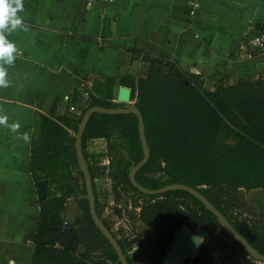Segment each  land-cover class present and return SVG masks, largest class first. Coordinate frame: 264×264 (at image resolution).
<instances>
[{
	"label": "trees",
	"instance_id": "obj_1",
	"mask_svg": "<svg viewBox=\"0 0 264 264\" xmlns=\"http://www.w3.org/2000/svg\"><path fill=\"white\" fill-rule=\"evenodd\" d=\"M130 90V101L139 111L148 148L146 163L134 181L154 190L181 184L203 196L257 253L264 256V220L249 217L241 191L264 190V77L226 85L216 80L211 90L200 75L181 70L164 59L147 63L144 73L94 81L83 91L87 104L76 117L33 115L27 168L31 182H47L46 199L37 202L30 264H119L110 245L92 224L81 173L73 150L74 135L83 113L90 107L118 108L113 89ZM102 140L107 166L91 165L86 144ZM87 163L94 210L102 206L95 197L93 180L106 176L115 202L128 193L137 209L130 218L144 229L138 240H116L127 264H161L181 226L201 239L199 264H264L249 258L191 195L169 191L156 196L139 195L127 180L130 165L140 161L136 118L93 113L80 139ZM127 153L125 161L120 153ZM100 158V157H99ZM73 200L78 213L65 218ZM260 200L256 201L259 204ZM119 214L118 210H115ZM136 243L133 258L124 247Z\"/></svg>",
	"mask_w": 264,
	"mask_h": 264
},
{
	"label": "crops",
	"instance_id": "obj_2",
	"mask_svg": "<svg viewBox=\"0 0 264 264\" xmlns=\"http://www.w3.org/2000/svg\"><path fill=\"white\" fill-rule=\"evenodd\" d=\"M17 15L26 30L6 33L19 53L0 88V115L20 124L0 126V264H30L38 206L22 136L35 113L66 116L87 104L94 81L136 76L160 59L208 90L264 77V55L248 45L264 25V0H23Z\"/></svg>",
	"mask_w": 264,
	"mask_h": 264
},
{
	"label": "water",
	"instance_id": "obj_3",
	"mask_svg": "<svg viewBox=\"0 0 264 264\" xmlns=\"http://www.w3.org/2000/svg\"><path fill=\"white\" fill-rule=\"evenodd\" d=\"M130 90L126 87L119 86L116 89L115 102L121 104L122 107L118 108H102V107H90L88 108L80 118L76 132L74 135L73 150L75 154V160L78 171L81 173L84 192L85 194L79 196L77 199H85L88 205V214L94 227L104 237L107 243L112 248L116 255L119 264H127L118 243L112 237L110 232L104 227L101 220L95 213L94 210V196L92 194L90 177L88 174L87 163L84 160L81 152L80 139L82 131L88 118L93 113L105 114V115H127L131 114L136 118V129L138 135V141L140 144L142 157L135 165L131 163L129 171L127 173V180L132 188H134L139 195L156 196L169 191H183L191 195L198 202L201 203L203 208L207 210L216 220V223L220 228L244 251V253L256 262L264 263V256L257 253L249 244L238 235L227 220L196 190L181 184L167 185L159 189L148 190L139 186L134 181L135 173L146 163L148 159V148L143 134V122L139 114V111L133 106V103L129 99ZM120 153L125 161H129L127 153L120 150ZM37 202H42L46 199L47 194V182L41 180L33 184ZM197 238V239H195ZM201 246V239L194 235L187 227L181 226L174 237L172 238L167 251L161 259V264H186L187 261L193 260L199 253Z\"/></svg>",
	"mask_w": 264,
	"mask_h": 264
},
{
	"label": "rangeland",
	"instance_id": "obj_4",
	"mask_svg": "<svg viewBox=\"0 0 264 264\" xmlns=\"http://www.w3.org/2000/svg\"><path fill=\"white\" fill-rule=\"evenodd\" d=\"M85 106L86 103H84L83 106L76 107L74 112L71 111V113L69 112L66 116L76 117ZM86 152L88 155L96 157L92 159L93 164L100 166L101 163L105 162L104 159H101L104 158L105 155V144L102 140L88 142L86 144ZM107 164L108 163L104 166H107ZM93 186L96 200L102 206L101 218L108 225L110 232L115 235L116 240L128 241L135 239L137 241L139 239L138 235L144 228L138 222L130 218L131 215L137 213V209L133 208L130 204V200H128L133 193L130 192L125 196H121L120 200L115 202L111 191V182L106 176L94 179ZM241 193L246 202L244 212L247 210V213H245L254 219H258L259 216H262L264 220V190H254L250 192L241 191ZM257 200H260L259 204H256ZM115 210H118L119 214H117ZM77 213L78 210L76 205L73 200H70L67 204L66 218L70 219ZM136 251V243L124 247V254L130 258L135 256ZM196 261H199L198 255L193 260L187 261L186 264L195 263ZM137 264L142 263L139 262Z\"/></svg>",
	"mask_w": 264,
	"mask_h": 264
},
{
	"label": "clouds",
	"instance_id": "obj_5",
	"mask_svg": "<svg viewBox=\"0 0 264 264\" xmlns=\"http://www.w3.org/2000/svg\"><path fill=\"white\" fill-rule=\"evenodd\" d=\"M22 11L23 0H0V88L10 86V81L6 79L8 72L4 65H12L19 53V49L8 40L6 33H11L17 29L26 30L23 18L17 15L18 12ZM7 120V116L0 115V126L8 127L13 132L20 128L19 123L9 125ZM22 139L28 141L30 138L27 133H24Z\"/></svg>",
	"mask_w": 264,
	"mask_h": 264
},
{
	"label": "built area",
	"instance_id": "obj_6",
	"mask_svg": "<svg viewBox=\"0 0 264 264\" xmlns=\"http://www.w3.org/2000/svg\"><path fill=\"white\" fill-rule=\"evenodd\" d=\"M97 0H86L87 6H90ZM105 3H110L113 0H102ZM193 9L197 8V5L194 3L192 4ZM193 12H190V15H192ZM248 45L251 49L255 50L258 54L261 56L264 55V25L262 29L256 34L251 40H249ZM191 264H199L198 261Z\"/></svg>",
	"mask_w": 264,
	"mask_h": 264
},
{
	"label": "flooded vegetation",
	"instance_id": "obj_7",
	"mask_svg": "<svg viewBox=\"0 0 264 264\" xmlns=\"http://www.w3.org/2000/svg\"><path fill=\"white\" fill-rule=\"evenodd\" d=\"M108 163V162H107Z\"/></svg>",
	"mask_w": 264,
	"mask_h": 264
}]
</instances>
